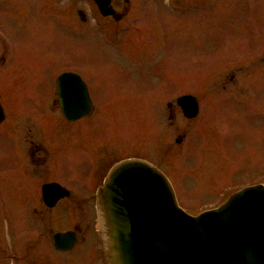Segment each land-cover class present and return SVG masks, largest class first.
Returning a JSON list of instances; mask_svg holds the SVG:
<instances>
[{
	"label": "flooded vegetation",
	"instance_id": "1",
	"mask_svg": "<svg viewBox=\"0 0 264 264\" xmlns=\"http://www.w3.org/2000/svg\"><path fill=\"white\" fill-rule=\"evenodd\" d=\"M75 1H82L86 6L95 8V14L89 9L87 13L77 9V14L88 24L84 25L82 38L91 41L90 34L93 33L95 42L103 49L106 46L104 43L113 39H134L141 35L148 36L154 31L162 36L171 34L170 17L181 13L178 0H164L165 4H155L160 3V0H148L152 6V18L144 20V24H139L133 10L137 0H67L64 2V6L65 3L68 6L67 16L59 14V10L55 9L57 0H19L13 2L20 3L17 7H29L26 12L30 18L28 21L26 18L11 20L12 0H0V20L6 23L9 21V26L4 24L3 27L0 23V264H107L96 199L97 191L109 170L121 160L136 158L156 166L165 173L157 163L163 156L155 152L153 139L148 136L146 144L143 143L145 145L140 147L136 142L134 115L132 123L127 125V129L131 130L129 135L133 133V136L126 143L119 137L122 132L120 120L119 126L113 124L115 120H110L112 124L107 127L96 122L97 119L100 121L108 116L119 118L117 114L122 108V98L118 99V96L129 87H136L134 80L125 81L127 85L120 90L121 95L113 94L116 99L113 97L114 99L107 100V94L103 93L106 84L98 81L99 79H92L87 67L83 70L56 67L50 72L49 78H41V73L33 61L36 58L25 52V48L22 49V35L17 36V33L22 31L23 27L26 30L22 32L26 37L37 36L39 30H32L35 27V19L41 20V28L46 34L51 35L55 20L74 35L72 7ZM210 2L211 6L217 9V0ZM100 4L106 5L111 10L110 13L104 14ZM202 8L201 2H197L196 9L200 16ZM215 14L218 17V13ZM228 39L229 37H225L223 41V38L214 34L207 49L212 53V60H223L222 66L226 71L221 82L212 85L210 93L215 96L220 91L225 92L230 84L237 86V89L215 97L216 99L211 101V110L209 109L205 116L202 113L201 99L196 94H181L194 96L197 112L193 117H187L176 100L175 105L170 100L165 103L168 126L175 124L176 107L190 124L199 120L196 128L191 127L190 135L186 134L187 128H182L175 139L176 142L185 144L183 150L188 151L192 132L203 128L205 122L203 123L202 118L206 117L212 121L209 129L215 132L216 129L227 127L222 125L224 119L251 106V110L261 115L264 122V50L259 57L263 66H259L252 78L251 72L256 65L252 62L251 64L250 60L247 61L248 56L244 57L249 47L245 51L244 48L229 47ZM223 45L225 46L222 47ZM204 48L201 43L197 61H201L199 53ZM108 49L111 51L112 48ZM233 50L237 51L232 52ZM242 51L244 54L239 57ZM231 55H235V59L242 58L247 61L242 62L247 69L246 80L236 78V72L242 64L230 65L233 59ZM85 66L86 64L83 65ZM117 68L118 66L114 71ZM65 72L76 73L83 84L85 95L77 96L76 100L89 99L90 102L87 113L73 119L67 118L62 110L64 95L60 90L58 78ZM74 83V80L67 81V92H74ZM111 86L109 85V88ZM199 86L201 87L200 84ZM67 97H71L69 100L75 99L74 95ZM129 108L127 110H130ZM151 118H154V113ZM263 122L259 123L260 129H264ZM224 123H227V120ZM66 156L69 158L68 177H59L56 171L59 168L58 162L60 159L65 160ZM81 161L82 166H85L83 175L75 169ZM257 183H264V175L263 181L215 192L205 190L201 194L196 193L195 199H207L212 193H217L218 200L209 206L213 208L235 191Z\"/></svg>",
	"mask_w": 264,
	"mask_h": 264
},
{
	"label": "rangeland",
	"instance_id": "2",
	"mask_svg": "<svg viewBox=\"0 0 264 264\" xmlns=\"http://www.w3.org/2000/svg\"><path fill=\"white\" fill-rule=\"evenodd\" d=\"M13 1L19 0H12L10 4L12 9L10 19L26 18L28 21L30 17L26 8L29 7H17L20 3ZM65 1L67 0H57L55 9L59 10V14L67 16L68 6L66 3L64 6ZM160 1L155 4H165L164 0ZM210 1L178 0L181 4V13L170 17L171 34L162 36L154 31L148 36L141 35L134 39L133 37L120 41L113 39L104 43L105 49L95 42L93 33L90 34L89 43L86 38H82L84 25L88 24H85L77 14V9L84 13L89 9L95 14V8L86 6L82 1H75L72 7L74 35L55 20L51 35L46 34L41 28L40 19H35V27H31L33 31L39 30L37 36L26 37L22 32L26 30L23 27L22 31L17 33V36L22 35L20 38L22 49L25 48V52L36 58L33 61L41 73V78H49L50 72L56 67L82 70L87 67L92 79H99L98 81L106 84L103 93L107 94L105 98L107 100H112L113 94L121 95L120 90L127 85L125 81L134 80L137 83L136 87H129L118 96V99L122 98L120 101L122 108L117 114L119 118L108 116L100 121L97 119L96 122L107 127L112 124L110 120H115L113 124L119 126L120 120L122 132L119 137L126 143L133 136V133L129 135L131 130L127 129V125L132 123L134 115L136 142L140 147L146 144L148 136L153 139L155 152L163 156L159 162L158 158L155 161L170 179L176 191L178 204L189 214H196L209 208L218 200L216 198H219L217 193H212L207 199L199 200L195 199L196 193L201 194L205 190L215 192L263 181L264 175V129L259 128L263 117L251 110V106L224 119L222 125L227 127L216 129L215 132L209 129L212 121L206 117L202 118L205 124L203 128H197L192 132L188 151L183 150L185 144L182 145L175 139L182 128H187L186 134L190 135L191 127L196 128L199 120L190 124L191 122H187L176 107L175 124L173 126L167 124L165 109L167 100L175 105L176 98L181 94L199 95L202 113L205 116V113L211 110V101L215 97L237 89V86L230 84L227 85L225 92L220 91L215 96L210 93L212 85L220 83L226 73L225 67L222 66L223 60H212V53L207 51L214 34L223 38V41L225 37H229V47L244 48V51L249 47L244 57L248 56L247 61L250 60V63L256 65L251 77L257 73L259 66H263L259 57L264 50V0H217V9L211 6ZM197 2H201L203 7L201 16L197 13ZM150 3L148 0L136 1V8L133 10L139 24H144V20H151L153 13ZM215 13H218V17ZM0 23L3 27L4 24L9 26V21L6 23L0 20ZM201 43L205 48L199 53L201 61H197L198 47ZM108 46L116 52H111L113 50L110 51ZM235 51L237 50L232 52ZM244 51L239 53V57ZM233 56L231 55L233 59L230 65L242 64L236 72V78L246 80L247 69L242 62L247 61H243L242 58L235 59ZM117 66L118 72L114 71ZM109 85L112 86L109 88ZM128 107L130 110H127ZM152 113L154 118H151ZM226 120L227 123H224ZM67 159L69 160L68 156L58 162L59 168L56 171L59 177L63 175L68 177ZM84 168L81 161L75 169L83 175Z\"/></svg>",
	"mask_w": 264,
	"mask_h": 264
},
{
	"label": "water",
	"instance_id": "3",
	"mask_svg": "<svg viewBox=\"0 0 264 264\" xmlns=\"http://www.w3.org/2000/svg\"><path fill=\"white\" fill-rule=\"evenodd\" d=\"M99 7L104 14L111 11ZM58 79L66 117L87 113L89 99L76 100L85 95L79 75L65 72ZM70 80L74 92L66 91ZM176 102L187 117L197 112L193 95H181ZM96 202L107 264H264V183L245 186L218 206L189 214L160 169L131 158L111 167Z\"/></svg>",
	"mask_w": 264,
	"mask_h": 264
}]
</instances>
